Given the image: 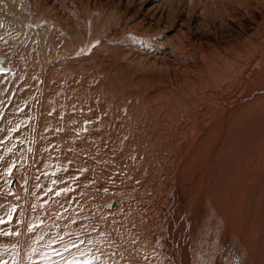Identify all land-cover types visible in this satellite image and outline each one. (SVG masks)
I'll list each match as a JSON object with an SVG mask.
<instances>
[{"label": "bare ground", "instance_id": "bare-ground-1", "mask_svg": "<svg viewBox=\"0 0 264 264\" xmlns=\"http://www.w3.org/2000/svg\"><path fill=\"white\" fill-rule=\"evenodd\" d=\"M172 1L179 8L168 23L158 20L166 14L153 7L157 0L141 1L156 16L159 41L128 49L115 64L95 61L110 34L91 11L83 24L64 20L68 41L52 64L37 54L60 33L51 17L24 20V8L8 17L27 37L28 55L38 56L30 63L36 70L14 76L29 87L14 121L19 131L2 134L25 166L5 159L0 218L9 222L0 225V264H65L82 253L85 264H97L89 254L101 264H264V0H209L231 9L222 17L227 26L216 18L212 32L202 26L206 0L191 13V0ZM18 2L8 0L0 15ZM176 36L177 50L166 43ZM9 64L0 60V78L14 73ZM63 167L75 178L71 188L92 191L81 198L83 223L70 221L73 210L54 219L59 207L40 197ZM84 231L85 242L70 239ZM103 236L129 247L123 262H104L112 252L98 242Z\"/></svg>", "mask_w": 264, "mask_h": 264}, {"label": "rangeland", "instance_id": "rangeland-1", "mask_svg": "<svg viewBox=\"0 0 264 264\" xmlns=\"http://www.w3.org/2000/svg\"><path fill=\"white\" fill-rule=\"evenodd\" d=\"M17 1H19V0H17ZM80 1H81V3H80ZM80 1L79 0H20V2H18V7H16V9L13 8L12 11H9V10H8L9 12L7 11L9 16L0 15V26L2 27V28L0 27V30H1L0 31V39H1L0 40V42H1L0 43V60H2V58H5V59L7 58L9 63L12 62V64H9V67H11L12 69H14L13 70L14 73L11 75V77L10 76H3V78H0L1 79L0 80V193H1L0 194V205L1 206L5 202L6 192H7L8 188H9L8 187V182L6 180L7 179V171L6 170L8 169L7 168L8 167V164H6L5 159L8 158L10 155L13 156V157L15 156V158H14L15 160L14 161H16V162H14L15 163L14 168H15V166H19V167L20 166H23V167L25 166L24 160H23V158L21 156L22 153L20 154V152L17 151L18 150V145L17 144H14V145L12 144V146H14V147H9V143L6 142V140L2 137V134L5 133V130L6 131H15V130L16 131H19V130H17L14 127V126H16L14 121H15L16 117L18 115H20L24 111V109L26 108L25 103L23 104L24 98H22V97L25 96V91L29 87L25 83H24L25 85L22 84L23 83V78L22 79L21 78L14 79V76H16L21 70L26 69V66H29L27 68H30L31 67L30 68V71L31 70L32 71L36 70L35 68L32 67L33 65L31 66V64H30L32 61H33L32 63H34L35 56H38L39 55V58L40 59L41 58L44 59L43 57H46L45 58L46 59L45 61L46 62H50V64L53 63V60L55 59L54 57H57V58L60 57V51L59 50H61V46H63L64 44H66V41H68V35H65L66 33H64V31H66V30H64V27H65V21L64 20H66L67 18L68 19L75 18V19H78L81 24H83V21H81L79 19L80 17H84L85 18L91 12H93L95 15H98L97 22H100V21L101 22H104V28L110 34V37L108 38V42H109L110 46L107 47L106 49L100 50V53L98 52V56L95 59V61H101L102 63H106L107 62V63L115 64L116 63L115 60L119 61V60H121L123 58V55L121 53H126V51L128 49L135 48V47L136 48H144V49L150 47V49H152L151 47L155 43H157V41H159L157 39L159 33H157V30H155L156 28L151 25V22L153 23V21L156 19V16L155 17H152L151 13L153 12V10H147V9L141 7L140 4H141V1L142 0H80ZM197 1L198 2H201L200 4L204 3V0H203V2L202 1H199V0H193V1L191 0V3H190V6L191 7L189 6V9L187 8L185 11L188 10L189 13H191V11H193V10L190 9V8H193L194 7L193 5H195V3H197ZM32 2L35 5V7L37 8V10L35 8L36 13H38L37 15L35 14V11L32 12ZM101 2L103 4H101ZM163 3H164V5H163ZM166 3H167V0H165V1L164 0H157V2H155L154 5H153V7L156 6L154 8H156L158 10H161L162 9L165 12V14H166V15H163L162 18L158 19L161 23H168V22H170L172 20L173 14H175V11L179 8V6L176 4V2H173L172 0H168V3L167 4ZM170 3H171V6L168 5ZM0 4H1L0 5V9L2 10L5 7H7L8 0L7 1L0 0ZM207 4H208L209 7L207 6ZM218 4L219 3L215 2V1L214 2H211L209 0H206V5H205L206 7L204 6L203 7V10H202L204 17L207 16V18H204L203 19L202 26H204L206 28V30H211V32H212V29H213V27H212V21L214 19L216 20V18L217 19L221 18L219 20H216L217 24H221V25L227 26L226 25L227 23H226V19H225L226 17L225 16L231 12V9L228 6L225 7V6H221V4H219V5ZM210 5H211V8H210ZM161 6H162V8H161ZM165 6L167 7L166 9H165ZM219 6L222 9L219 8ZM82 7H83V9H82ZM20 8H24V11L22 12V15H25L24 20H27V19L30 20L32 18L34 19V17H36L37 20H35V19L33 20L32 19V21H34V22L35 21H38V23H39L42 20H44L45 18H48L49 19V17H51L52 20L51 19L50 20L52 21L53 28H55V26H57L56 29H58V31L60 32L59 35H57V37H55V36H52L51 37L50 42H47L46 45L44 47H42V50L43 51H40L41 53L39 51L37 52V54L39 53L38 55L36 54V50H35V52L32 53L31 54V57H30V55H28L29 52L26 49L27 47L26 46L23 47V45H24L23 43L25 42V38H27V37H25L24 35H22L23 33L21 34L19 31L17 32L16 29H13L12 30L13 27L12 26H9L10 25V23H9V20L10 19L8 17H10L11 15L12 16H15L16 15V12ZM86 8H87V10H86ZM159 8H161V9H159ZM213 8H215V9H213ZM102 9L105 10V11H103ZM46 10H47V12H46ZM80 10H83V11H80ZM93 10H96V12L93 11ZM29 11H31L32 14ZM10 12H13V13H10ZM39 12H42V15L41 14L39 15ZM82 12H83V14H82ZM26 13L27 14H30L32 16L27 15ZM209 13H210V16H209ZM220 13H222V14H220ZM45 14H46V16H45ZM169 14H171V15H169ZM34 15H36V16H34ZM38 15L41 16V18H39ZM108 15H109V17H111V16H113V17L109 18ZM47 16H49V17H47ZM166 16H167V18H165ZM222 17H225V18H222ZM58 18H59V20H57ZM5 19H7V20H5ZM4 23H6L5 26H4ZM4 27L6 29H4ZM9 28H11V29H9ZM61 28L63 29L62 31H60ZM9 30H12V33H10L11 31H9ZM13 31H14V33L15 32L16 33L13 34ZM19 33H20V35H18L19 36V40H18V36L16 34H19ZM62 33H64V34H62ZM21 35H22V37H21ZM16 36H17V38H16ZM50 36H51V34H50ZM3 37H4V39H2ZM15 38H16V40H15ZM2 40H4V41H2ZM21 40L23 41V43H21ZM178 41H179L178 36H176V37H173L172 39H169V40L167 39L166 40V43H168V45H170V46L172 45L171 47H173L174 49L177 50L178 47H179V45H180V42L178 43ZM2 42H3V44H2ZM13 42L15 43L14 45H13ZM98 42H99V40H97V41L95 40V42H93L92 45H94L95 43H98ZM4 44H5V46H4ZM52 44L55 45V46H53ZM2 46H4L5 49H3ZM46 46L48 47V49H47ZM11 47L12 48L14 47L13 48L14 51L12 50ZM79 49H80V47H79ZM105 50L106 51L108 50V51L106 52ZM25 51H26L27 55H26V53H24ZM42 52H44L43 53L44 55L42 54ZM103 52H104V54H103ZM54 53L56 55H54ZM40 54H42V56ZM14 55H15L16 58L14 57ZM1 56H2V58H1ZM47 56H49V57H47ZM98 57H100V58H98ZM104 57H106V58H104ZM50 58H52V59L50 60ZM260 58L261 59H260V61L258 63V66L259 67L260 66H264V49L260 52ZM29 60H30V62L28 63ZM55 61H56V59H55ZM81 63H83V62H81ZM56 68H58L57 69L58 71H60L62 69V67L61 68L60 67H56ZM95 68L97 70H99V67L96 66ZM149 69L150 68H148L147 71H145V72H148ZM5 72H7V71H5ZM85 104H88V103H85ZM21 109L23 111H21ZM11 113H12V116L10 115ZM9 116H11V117H9ZM5 120H6V122H5ZM7 124L9 126V128H8ZM6 144L8 145V151H7V153L5 151V148L7 147ZM12 148H14V149H12ZM9 149H11V150H9ZM12 153H13V155H12ZM19 157H20V159H19ZM17 161H19V162L20 161H23V162H20L21 164L19 163L20 165L19 164L17 165ZM22 164H24V165H22ZM63 169H65V168L63 167ZM63 169H59V170H57V172H55L57 174V178H54L50 182L51 186L48 185V186L43 187V189H45L46 191H44L42 189V192H44V193L45 192H48V193L42 194V192H41L40 197H41V199L44 198V197H46V196H48L50 199L52 198V202H54L53 204L56 203L57 207H59V210L57 212V215L54 217V219H56L57 216L59 217L60 215L64 214L65 212H71L70 210H73L74 211L73 212L74 218H72L70 221L71 222H75L76 220H78L79 222H82V220H83L82 214L79 213V212H84L85 211L84 210V207H85L86 204L81 201V198L84 195H87L89 193L91 194L92 191L89 188H88L87 191L86 190L76 191V188L75 187H72L71 188L69 184H71V182L74 181L75 178L74 177H71L70 175H67L68 172L70 171V167H66V169L64 171H63ZM79 176L82 179L84 175H82L80 173ZM79 176H76L77 179H80V178H78ZM53 186L56 187V188L54 189ZM68 188H69V190H68ZM84 189H87V187H85ZM58 192H59V194H58ZM72 193H73V195H72ZM77 194H78V196H77ZM46 204H48V203H46ZM76 207H77V209H76ZM60 213H62V214H60ZM60 217H62V216H60ZM64 217H66V213H65V216ZM64 217L58 218V220H61ZM0 219H2V220H0V225L1 226H3L4 224H6V222L7 223L9 222L7 216H6L5 219H3V218H0ZM3 220H5V223L4 222L3 223L1 222ZM9 220L11 222L10 224H12L13 221H14L12 218H10ZM262 224L264 225V221H263ZM84 232H82V233L84 234L85 237L83 236V234H81L79 232L80 235L78 233L77 234L74 233V235L75 236L77 235V236L76 237L75 236H72L71 238L68 237V239L70 238L73 241H75L76 239H78L79 240V243H83V242H85V239L87 240V238L89 237L88 236L89 234H87V232H85V233ZM82 237H84V238H82ZM103 237L104 238L106 237V238L105 239L100 238L98 240V242L102 246H106V247L108 246V247H110L111 248V252H112V253H110L112 255H110V254L107 255V257L105 258L104 262L105 263H110L112 261L123 262L125 260V258H127L128 253L131 251V250H129V247L125 246V244H123V245L120 244V243L118 244V243H116L115 240L112 241V239L111 238H108L107 236H103ZM256 240H260L259 237H256ZM60 241H61V238H59L57 241H55L56 242L55 244H57V242L60 243ZM65 243H67V241H65ZM92 243L96 244L97 242L92 240ZM106 243H108V245ZM77 245H79V244L78 243H73V244H69V245H66V246L69 249L70 247L73 248L74 246H77ZM120 245H122L123 248L122 247H119ZM66 246L65 247L63 246V248H65V251L68 250ZM90 253H92V252H90ZM81 255H80V258L79 259L77 258L79 256L78 254H76V256L74 255V258L73 257L67 258L65 264H85L84 263V260H85V257L84 256L85 255L83 253ZM86 255H87V253H86ZM89 257H91V259H94L93 261H95V263L101 264L99 262H96V260L97 261L99 259L101 260L100 257L99 258H95V257H93L90 254H89ZM73 261H74V263H73ZM80 261H82V262H80ZM86 264H88V263H86Z\"/></svg>", "mask_w": 264, "mask_h": 264}]
</instances>
